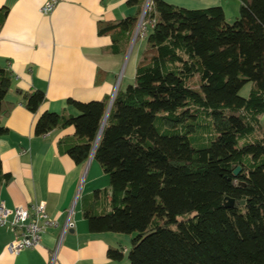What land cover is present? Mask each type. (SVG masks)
<instances>
[{
	"label": "trees",
	"instance_id": "obj_1",
	"mask_svg": "<svg viewBox=\"0 0 264 264\" xmlns=\"http://www.w3.org/2000/svg\"><path fill=\"white\" fill-rule=\"evenodd\" d=\"M146 1L127 0L134 14L99 21L114 53L127 51ZM240 2L231 23L222 6L151 0L135 80L118 90L98 143L109 96L70 98L67 109L45 111L36 123L37 135L74 126L60 147L77 164L97 143L94 159L110 184L92 193L84 215L93 233L134 235L129 264H264V0ZM8 14L0 7V30ZM12 83L13 71L0 65V118ZM17 92L32 112L46 100L43 90ZM8 131L0 122V136ZM10 179L0 157V187ZM108 256L119 263L126 251L111 247Z\"/></svg>",
	"mask_w": 264,
	"mask_h": 264
},
{
	"label": "crops",
	"instance_id": "obj_2",
	"mask_svg": "<svg viewBox=\"0 0 264 264\" xmlns=\"http://www.w3.org/2000/svg\"><path fill=\"white\" fill-rule=\"evenodd\" d=\"M46 1L0 0V7H9L0 30V65L13 71L6 95L9 111L0 118L9 129L0 136V157L3 172L10 173L11 179L0 187V203L13 209L45 201L58 226L48 228L39 246L18 253L8 249L16 237L14 229L0 226V264H119L109 258L108 250L123 247L127 235L93 233L84 215L92 193L109 187V175L94 157L77 164L61 150L60 141L74 136V126L45 135H37L35 128L42 113L64 111L70 98L86 102L109 96L112 100L119 89L134 82L141 50L122 76L126 52H113L112 35L99 34V21L126 18L136 7L127 0H58L46 15L41 10ZM165 1L187 9L222 6L228 22L236 19L241 8L240 0ZM17 89L43 90L46 100L32 112ZM260 119L264 127V112ZM73 205L75 226L59 244ZM93 206L97 213L103 212L100 199Z\"/></svg>",
	"mask_w": 264,
	"mask_h": 264
},
{
	"label": "built area",
	"instance_id": "obj_3",
	"mask_svg": "<svg viewBox=\"0 0 264 264\" xmlns=\"http://www.w3.org/2000/svg\"><path fill=\"white\" fill-rule=\"evenodd\" d=\"M57 3L58 0H47L41 9L42 12L46 15L51 14ZM74 211L73 205L69 209V219L61 232L59 244L62 242L65 233L75 226V222L72 220ZM0 226L14 229L16 237L9 243L8 249L12 253H18L24 249L39 246L48 228L58 226V222L49 215L45 201H40L31 208L17 206L13 209L2 202L0 203Z\"/></svg>",
	"mask_w": 264,
	"mask_h": 264
},
{
	"label": "rangeland",
	"instance_id": "obj_4",
	"mask_svg": "<svg viewBox=\"0 0 264 264\" xmlns=\"http://www.w3.org/2000/svg\"><path fill=\"white\" fill-rule=\"evenodd\" d=\"M148 1H149V3H151V0H147L146 1L145 7H144V11L140 15L138 23H137L135 29H134L133 33L130 35V37L127 39V42H129V44H128V48H127V51H126V57H125L124 62H123L122 76H124L125 73L129 72L130 66H131L132 62L134 61V58H135L136 54L140 50H141V53H142V51L147 46L146 38H147V35L150 32V27L147 26V23L145 22V13H146L145 8L147 6V2ZM234 21H235V19L230 21V22L234 23ZM140 23H142L141 26H140ZM252 86H253L252 83H247L245 85V87L241 91L242 96L248 97L249 94H250V91L252 89ZM96 163H99V162H96ZM99 165H100V163H99ZM125 235H127L128 240L126 241L125 244H123V248L124 247H128L129 250H130L132 248V238H133L134 235H130V234H125ZM119 264H129V258H128V253L127 252H126V258L123 261L119 262Z\"/></svg>",
	"mask_w": 264,
	"mask_h": 264
},
{
	"label": "water",
	"instance_id": "obj_5",
	"mask_svg": "<svg viewBox=\"0 0 264 264\" xmlns=\"http://www.w3.org/2000/svg\"><path fill=\"white\" fill-rule=\"evenodd\" d=\"M148 5H149V1L147 2V6H146L145 10L147 9ZM113 100H114V99H112V100L110 101V103H109L108 111H107L106 117H105V119H104V121H103L102 129H101V132H100V134H99V137H98L97 143H98V141H99V138H100V136H101L102 130H103L104 125H105V123H106V120H107V117H108V115H109L110 109H111V107H112ZM97 143H96V145H97ZM96 145H95L94 151H95V149H96ZM94 151H93V154H92L91 158L94 157ZM240 171H241V167H237V168L235 169L234 173L237 175V174L240 173ZM244 203H245V201H242V204H244ZM225 205H226L227 207H233V206L235 205V200H234L233 198H231V197H227V198H226Z\"/></svg>",
	"mask_w": 264,
	"mask_h": 264
},
{
	"label": "bare ground",
	"instance_id": "obj_6",
	"mask_svg": "<svg viewBox=\"0 0 264 264\" xmlns=\"http://www.w3.org/2000/svg\"><path fill=\"white\" fill-rule=\"evenodd\" d=\"M142 25V23H140V26Z\"/></svg>",
	"mask_w": 264,
	"mask_h": 264
}]
</instances>
